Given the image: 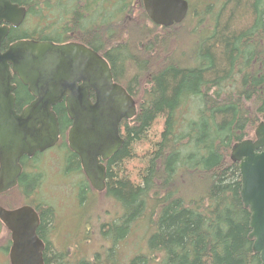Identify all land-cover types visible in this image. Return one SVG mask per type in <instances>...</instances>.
Wrapping results in <instances>:
<instances>
[{
    "label": "trees",
    "instance_id": "obj_1",
    "mask_svg": "<svg viewBox=\"0 0 264 264\" xmlns=\"http://www.w3.org/2000/svg\"><path fill=\"white\" fill-rule=\"evenodd\" d=\"M12 1L27 8L28 21L11 29L3 49L19 39L84 43L106 57L115 81L126 87L138 108L133 119L121 122L124 143L105 161L103 192L118 204L114 222L103 225L112 246L92 257L52 249L54 208L31 203L40 215L45 264H117L116 245L138 222L145 224V252L133 253L120 264H149L151 257L159 264H260L249 239L250 211L241 198L238 163L230 153L234 143L253 137L264 121V0H188L194 24L210 15L208 32L188 36L191 40L183 46L196 43L193 54L184 49L171 55L172 28L179 24H154L142 0ZM135 5L150 25L131 29ZM160 29L165 32L160 34ZM126 30L135 38L124 39ZM122 48L128 55L116 53ZM126 70L136 74L128 78ZM16 81L20 112L33 97ZM54 110L60 148L69 155L64 173L79 176L74 190L80 197L76 191L75 197L84 203L88 193L98 191L66 140L72 121L65 103ZM46 152L24 156L18 185L0 198L16 190L26 197L39 191L45 181L39 162ZM3 227L0 221V232ZM10 244L11 239L0 246L8 258Z\"/></svg>",
    "mask_w": 264,
    "mask_h": 264
},
{
    "label": "water",
    "instance_id": "obj_2",
    "mask_svg": "<svg viewBox=\"0 0 264 264\" xmlns=\"http://www.w3.org/2000/svg\"><path fill=\"white\" fill-rule=\"evenodd\" d=\"M142 3L149 19L165 28L182 23L190 7L188 0ZM26 17L25 6L0 0V195L18 185L24 156L45 152L59 142L61 130L54 106L62 101L72 121L69 147L78 155L91 186L103 192L105 161L122 147L121 122L136 116V100L115 81L106 57L84 43L19 39L3 50L11 29L20 27ZM14 76L33 97L20 112ZM254 135L255 139L234 143L230 158L238 163L241 198L250 211L252 249L264 264V121ZM0 221L11 234L10 264H45L46 243L38 235L41 220L34 206L0 204Z\"/></svg>",
    "mask_w": 264,
    "mask_h": 264
},
{
    "label": "rangeland",
    "instance_id": "obj_3",
    "mask_svg": "<svg viewBox=\"0 0 264 264\" xmlns=\"http://www.w3.org/2000/svg\"><path fill=\"white\" fill-rule=\"evenodd\" d=\"M137 5L133 7L131 12L130 20L134 23H131L130 27L136 24L139 27L143 24L150 25V22L143 18L142 10ZM216 8L217 5L211 11L213 12ZM209 16V14H205L200 23L194 24V21L190 20L191 14H189L184 22L173 27L172 31L174 30L175 35L169 47V54H179L181 50L186 49L187 47H184L183 44L191 40L188 36H192L195 33H207ZM192 19L195 18L193 17ZM27 21L28 16L25 23ZM188 23L190 25H187ZM164 32L161 29L159 30L160 34ZM186 33L187 36H184ZM132 37L135 38V34H130L127 30L123 34V38L127 41L133 39ZM195 44L190 43L186 52L193 54L196 49ZM117 45L118 43L114 44L115 47ZM128 52L127 48L116 51V53L123 54L124 56L128 55ZM129 63L131 66L130 61ZM125 74L129 78L133 77L136 72L126 70ZM143 79V84H145V74L141 77L142 81ZM65 137L67 140V136ZM61 142L62 140L55 147L48 149L45 156L40 159L39 164L40 166L42 165V171L45 172V181L39 191L32 196L26 197L19 190H16L13 193L2 196L0 200L10 206H22L31 203H44L52 206L55 211L54 222H52L54 228L52 234L49 235L52 249L67 251L69 255L78 251L84 257H92L97 251H102L103 254L104 249L112 246L111 241L106 239L103 234V225L111 221L114 222L118 214V204L104 192L88 193V199L84 203L76 199L75 196L77 195L79 199L80 195L77 193V190H74V183L79 176L74 173L71 175L64 173L69 155L65 148H60ZM144 231V222L132 225L130 234L121 243L116 245L119 258L117 264H120V261L123 262V260L129 259L133 253L145 252ZM9 239H11V234L4 226L0 232V246ZM156 260L157 258L151 257L149 264H154ZM0 263L10 264L9 258L0 253Z\"/></svg>",
    "mask_w": 264,
    "mask_h": 264
},
{
    "label": "flooded vegetation",
    "instance_id": "obj_4",
    "mask_svg": "<svg viewBox=\"0 0 264 264\" xmlns=\"http://www.w3.org/2000/svg\"><path fill=\"white\" fill-rule=\"evenodd\" d=\"M188 14H189V13H188ZM68 42H70V41H68ZM63 43H65V42H63ZM10 44H11V43H10ZM10 44H9V45H10ZM9 45H8V46H9ZM8 46H7V47H8ZM5 49H6V48H5ZM3 50H4V49H3ZM16 79H18V77H17V76H14V82L17 84V88H18V82L16 81ZM18 81L20 82L19 79H18ZM20 83H21V82H20ZM17 88H16V90H17ZM16 90H15V93H16ZM27 91H28V89H27ZM28 92H29V91H28ZM16 96H17V94H16ZM91 99H92V100L95 99L93 94H91ZM60 103H65V102H64V101H62V102H58L56 105H58V104H60ZM56 105H55V106H56ZM65 107H66V106H65ZM251 138L255 139V136H253V137H251ZM58 143H59V142H58ZM83 172H84V171H83Z\"/></svg>",
    "mask_w": 264,
    "mask_h": 264
}]
</instances>
